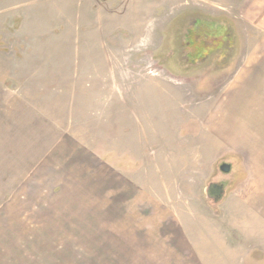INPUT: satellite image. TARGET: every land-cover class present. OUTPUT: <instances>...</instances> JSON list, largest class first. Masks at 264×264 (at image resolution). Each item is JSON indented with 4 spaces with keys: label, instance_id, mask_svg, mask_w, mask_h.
<instances>
[{
    "label": "rangeland",
    "instance_id": "1",
    "mask_svg": "<svg viewBox=\"0 0 264 264\" xmlns=\"http://www.w3.org/2000/svg\"><path fill=\"white\" fill-rule=\"evenodd\" d=\"M262 57L264 0H0V264H127L114 253L128 242L106 237L128 233L127 225H90L110 218L96 208L79 224L66 204L77 179L41 174L49 162L64 168L46 157L56 130L97 154L87 184L102 183L119 218L128 206L132 233L173 231L169 218L178 214L185 232L207 238L208 219L230 213L206 189H225L260 165L258 145L229 151L220 141L224 111H238L240 94L264 105ZM209 114L216 140L205 127ZM258 126L231 130L257 140ZM143 185L152 210L138 203ZM97 228L108 240L90 238Z\"/></svg>",
    "mask_w": 264,
    "mask_h": 264
},
{
    "label": "crops",
    "instance_id": "2",
    "mask_svg": "<svg viewBox=\"0 0 264 264\" xmlns=\"http://www.w3.org/2000/svg\"><path fill=\"white\" fill-rule=\"evenodd\" d=\"M256 63L257 66L262 67L264 65V58L258 59ZM140 91L138 90V93H141ZM164 92L167 93L166 91H161L158 97L168 96ZM142 93L143 98L152 96L151 92L147 89H143ZM127 96L128 100L131 99L130 94H127ZM132 102L134 101L132 100ZM147 102L151 104L150 100ZM212 109L214 113V107ZM237 109L238 111H228V116H226V111H224L226 118L223 124L224 133L220 142L228 146L229 151H231L232 146L236 148L240 146V150H246L243 146H248L249 144L255 146V149L258 145L256 150L261 149L259 154L260 165L257 162V167L247 168V170L239 171V173L233 176L229 186L224 189L225 195H223L219 202L215 203L218 206L222 205L224 212L227 214L230 213V215L209 218L208 224L211 226V233L207 235V238L200 239V236L198 237L197 234L195 236L193 233L185 232L183 230L184 218L178 214L169 218L170 221H174L173 231L132 233L130 225H134L136 219L130 216L128 206L123 203V210L125 212L119 218L117 204L113 201L112 203H107L108 201L106 202L105 200L104 192H102V183L100 182V185L96 187L93 185L90 188L87 184L89 176H97V174L93 176L88 173L89 161H93L92 156L97 159L99 157L82 140L80 141L67 131L62 132V130H59L57 132L56 130L53 132L46 155L48 158L47 161L53 160L62 163L64 164V168L62 170H56L55 167V170H53L52 163L49 162L47 163V169L40 168L41 174L53 179L61 175L77 179L78 185L74 186V189L70 191V197L68 194L66 204L69 205V213L74 218L79 219V224H89V218L87 219L86 217L88 216V209L96 208L98 210L105 209L106 212H109L106 214L107 216L110 215V218L102 219V216L98 215L93 222H90V225H127L128 233L112 232L111 236H106L112 241L120 240L128 242L126 251L119 252L118 254H115L116 252L114 253V256L118 257L127 256V264H264V135L254 140L244 138L243 131H239L238 136H236L231 130L233 128H240L241 130L247 129L248 124L251 123L258 124L260 128L263 127L261 124H264V105L257 103L255 105L254 102L245 99V94L242 93L240 94ZM233 112L234 114H237V112L240 114L239 120L236 118L234 123L231 119ZM148 113L150 114V111ZM161 117L163 118L162 114ZM145 118L150 119L151 116L146 115ZM194 123L196 128L200 125L199 121H194ZM204 123L209 131L208 134L211 133L212 135L208 136L213 137L214 135L213 138L216 140L215 117L209 114ZM249 126L250 128H255V126ZM144 157L148 159V156L147 158L146 156ZM247 159H249V156ZM129 176L133 180H136L137 174L134 172ZM34 178L35 174L33 173L31 179ZM51 181L50 179L48 182L50 183ZM98 182L99 180L97 179ZM129 191L131 192L130 188ZM136 191L144 195V199L138 202L143 209L152 210V191L150 187L145 188L143 185ZM51 193L55 192L47 190L49 196ZM72 197L74 200H72ZM90 201L95 204L92 203V205L90 203L89 205ZM233 202L234 204L232 206ZM133 203L136 204L135 201ZM164 207L167 208V205ZM249 210H255L256 215L252 216L248 212ZM236 212H238V215L235 214ZM248 214H251V216H248ZM48 222L50 223V221ZM48 222H35L33 220L31 224L42 225L49 224ZM17 224L19 223L16 222ZM89 233L92 240H108V238H105L107 234L100 232L98 228L95 234L92 232Z\"/></svg>",
    "mask_w": 264,
    "mask_h": 264
},
{
    "label": "water",
    "instance_id": "3",
    "mask_svg": "<svg viewBox=\"0 0 264 264\" xmlns=\"http://www.w3.org/2000/svg\"><path fill=\"white\" fill-rule=\"evenodd\" d=\"M230 169L231 166L228 164H224L221 167V170L223 172H229ZM206 194L209 198L215 200V202H219L224 195V187L223 185H219V184H210V186L206 189Z\"/></svg>",
    "mask_w": 264,
    "mask_h": 264
},
{
    "label": "trees",
    "instance_id": "4",
    "mask_svg": "<svg viewBox=\"0 0 264 264\" xmlns=\"http://www.w3.org/2000/svg\"><path fill=\"white\" fill-rule=\"evenodd\" d=\"M198 40H195V37H194V35H192V41H191V44H193V46H195L196 47V50H198V49H200L199 50V53L201 52V50L203 49V47H200V42L198 41Z\"/></svg>",
    "mask_w": 264,
    "mask_h": 264
}]
</instances>
